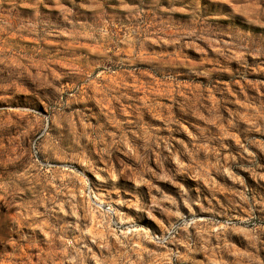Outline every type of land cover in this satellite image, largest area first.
<instances>
[{"label":"clouds","instance_id":"1","mask_svg":"<svg viewBox=\"0 0 264 264\" xmlns=\"http://www.w3.org/2000/svg\"><path fill=\"white\" fill-rule=\"evenodd\" d=\"M41 5L47 6L44 0H35L34 16L20 18L14 15L16 0H0V103L6 106L0 113L20 112L28 121L27 125L17 121L18 135L0 131V195L9 203L31 199L39 207L40 192L51 193L41 213L44 221H50V239L39 242L63 248L62 264H152L151 259L143 262L130 243L122 244L124 251L110 245L108 238L116 231L110 225L115 218L118 225L123 222L132 229L131 236L124 233L129 241L132 236L147 239L177 264H186L201 250V242L208 246L212 237L217 254L231 252L233 234L246 243L236 251V261L225 257L226 264H264V164L259 162L260 153L250 150L264 152V98L245 101L251 109L248 127L240 124L238 110L224 114L204 103L209 94H220L221 108H230L234 101L220 87L225 74L243 82L250 72L264 71V0H135L131 5L128 0H89L90 23L87 19L74 23V14L64 9L63 20L72 26L66 29L67 35L91 34L89 38L105 48L116 43L127 46L120 49L124 55L99 61L62 51L50 55L38 46L25 45L26 38L42 42L61 34L57 29L62 25L41 13ZM116 9H123L127 16L121 18ZM149 40L170 47L151 48ZM63 55L72 56L78 67L53 72L52 66ZM109 64L115 71L105 67ZM99 68L107 76L118 73L127 79L135 75L149 86L159 80L165 85L187 82L193 87L177 89L173 104L164 105L175 112L157 109L154 98L151 107L160 112L162 121L156 123L123 81L119 88L102 82L114 112L101 114L90 102L79 104L82 96L91 100L93 73ZM146 73L152 80L146 79ZM121 104L126 105L127 115L121 112ZM194 113L203 122L193 119ZM212 120L215 127L210 126ZM230 139L236 140L239 151ZM133 158L135 163H131ZM154 158L156 166L152 167ZM243 172L255 178L257 187L245 183ZM61 176L67 182L52 192L48 183ZM188 179L203 180L205 186L185 187ZM120 180H131L136 186H122ZM158 180L176 185L179 194L163 196L156 187ZM141 186H147L148 192ZM81 191L87 193L84 200L79 199ZM21 192L26 195L21 197ZM92 209L99 219L90 228L87 221ZM201 213L222 216L224 222L202 231L205 224L196 219ZM146 218L163 221L165 233L169 228L164 225L173 223L178 231L167 239L150 236L143 227H136ZM189 226L198 233H190ZM21 242L34 246L37 237L20 235L13 250L18 257L14 264H26L19 257ZM166 245L182 246V250L173 252ZM154 255L149 253V257Z\"/></svg>","mask_w":264,"mask_h":264},{"label":"rangeland","instance_id":"2","mask_svg":"<svg viewBox=\"0 0 264 264\" xmlns=\"http://www.w3.org/2000/svg\"><path fill=\"white\" fill-rule=\"evenodd\" d=\"M129 4H134L135 0H128ZM17 9L14 15L18 14L20 18H28L34 16L36 9L32 6L35 4V0H16ZM44 3L47 5L46 7L41 5L39 7V11L43 14L50 16L53 20L57 21L62 25L61 28L57 29L61 34L56 36H48L42 42H34L30 38H26L23 43L28 46H38L41 48L42 52H47L50 55L56 53L58 51H62L64 53H75L86 54L93 60H103L105 56L112 57L113 59L118 56L124 55L120 49L127 48L124 44L116 43L115 47L112 44H109L106 48L100 46L96 43L95 39H90L89 35H85L83 33L79 35L69 36L66 34V29L70 30L71 25H67L63 17L65 15L64 9H67L71 13L74 14L75 20L83 22L85 19L88 22H91V18L93 16V10L88 7L89 0H44ZM83 5V6H82ZM109 11H113V9H109ZM121 18L127 16V13L123 9H116ZM175 15L181 16L182 12H176ZM127 27V25H125ZM39 27L37 31H39ZM47 31V29H45ZM124 32H121V37L124 36ZM131 39V37H130ZM148 45L151 48H168L170 47L166 42H156L155 40H149ZM116 53V56H113V53ZM194 55H199L198 52L193 50ZM215 53H213L214 55ZM73 57L70 55H63L57 62L52 66L53 72L55 69L59 68L61 72L73 71L78 66L72 63ZM105 67L109 68L112 71L115 69L112 65H105ZM35 71V69H33ZM93 75L95 76V81L90 86L91 92V100L89 101L85 96H82L79 104L84 105L87 103H91L96 111L101 114H113L114 110L112 108V104L109 100L105 99L104 93V83L110 84L112 87L119 88L121 81H123V86L125 89H131L132 93L138 98L137 102L145 106V111H147L148 116L156 123H161V114L159 111L153 110L151 107L153 99L156 100L157 109L163 108L164 111H172L175 112V109H169L164 105L173 104L174 100L177 98V89L183 87L185 90H190L193 85L190 83L181 84H162L159 80L153 81V85L149 86L144 80H139L135 75L130 74L127 79L118 73L115 76H107L104 73L103 68L97 69ZM147 80H152V76L150 73L144 74ZM225 79L220 82V87L225 89L224 95H227L230 99L234 101L230 108H221V104L223 103L222 96L220 94H209L207 96V100L204 101L206 106L215 112H223L227 114L229 111L238 110L239 111V122L242 126L248 127L249 123L247 120V114L251 111L247 103L245 101L250 97H259L264 98V71L259 73L250 72L243 82L240 81L239 77L233 80L231 77H228L225 74ZM197 90H199V85L195 86ZM17 95H23V93L18 92ZM184 97V92L181 91L179 93V98ZM6 107L4 104L0 103V108ZM121 112L124 115H127L126 105H120ZM107 119V116H105ZM193 119H196L200 122H203V119L200 116H197L195 113L193 114ZM17 121L22 125H27V117L20 112H12V113H0V131H8L13 134V136L18 135L16 132ZM216 121L212 120L210 126L215 127ZM20 131H24V128L21 127ZM187 133H185V136ZM253 136H257L258 134L253 133ZM13 136H9L8 139H12ZM18 143L23 144V140L17 141ZM242 142V141H241ZM229 143L233 145V148L239 151V144L235 139H230ZM253 152H259L260 155L258 157L259 162L264 164V152H261L259 148H250ZM131 163H135L134 158L131 160ZM246 163V162H244ZM102 166V165H101ZM115 166V165H113ZM151 166H156L155 158L151 162ZM76 167H83L82 165H77ZM173 167H176V164L173 162ZM239 171V170H237ZM245 178V183L249 187H257V181L255 178L248 172L242 173ZM39 181V177L36 178ZM183 179V177H180ZM61 182H67L66 177L61 176L60 179L54 180L51 183H48L47 187L55 192L56 187ZM122 186L131 185L135 187V183L131 180H120L118 181ZM229 183H232L229 181ZM200 184L204 185L203 180H194L188 179L185 181V187L191 188L194 185ZM37 187H40V184L37 183ZM156 187L160 190L163 196L175 198L180 189L174 185L169 183L166 180H158L156 181ZM237 188L239 185L236 186ZM143 192L147 193V186H141ZM264 191V189H261ZM26 194L21 192L20 196L24 197ZM27 195H30L27 194ZM219 195V194H218ZM87 196V193L84 191L80 192L79 199L84 200ZM51 197V193L47 190H42L40 192V201L39 207H36L32 204L31 199H16L14 202L9 203L6 201L2 195H0V264H14L17 260V256L14 254L13 250L16 248V241L20 239V235H29L35 234L37 237V243L34 246H23V242H21V247H19V257L26 261V264H62V261L65 257V250L63 248H55V247H46L44 244L39 241H47L50 239V233L47 231V224L50 221L46 222L41 216V213L44 212V209L48 206V199ZM220 199L222 203H227L224 200L223 196L220 195ZM119 208V206H116ZM102 210L104 206H101ZM83 211V210H81ZM185 211H187L185 209ZM235 214V213H234ZM213 213H201L196 219L203 221L205 227L201 229L202 231L207 230L208 225H216L224 222V218L222 216H215L213 218ZM239 215L243 217L245 213L243 211L239 212ZM99 219V216L95 213V210H91V214L88 219V224L90 228L93 227L96 220ZM159 219V217H158ZM167 219V217H165ZM161 223H157L154 220L145 219L141 221L139 224H136V227H143L144 231L148 233L150 236H157L167 239L169 234H175L178 231V226L173 223L172 225H164V227L169 228V232L165 233L163 227H161ZM114 231L113 235L109 237L110 245H115L116 248L120 249V251H124L122 244L130 243L131 247H133L136 252L140 254L142 257V261L146 262L151 259L152 264H169V260L172 261V264H177V261L172 257L165 258L164 249L157 248L156 244L150 242L145 239L140 241L138 237L132 236L131 241L124 235L125 232L128 233V236H131L132 229L128 228L123 222L119 225L115 223V218H113V223L110 225ZM151 229V232H149ZM188 231L190 233L197 234L198 229L189 226ZM197 238H199L197 236ZM91 239V237H90ZM215 237H212L208 241V246H204L203 242H201L202 247L199 252L193 253L190 260L186 262V264H226L225 257L228 259L236 261V251L242 250L241 244L246 243L243 241V237L238 234H233L232 239L230 241V245L232 246L231 252H224L217 254L214 243ZM166 247L172 249V251H176L178 249L182 250V246H172L166 245ZM147 249V251H144ZM94 250L99 251L98 248L94 246ZM149 253H155L156 255L149 257ZM129 256L132 260L136 259V256L129 252Z\"/></svg>","mask_w":264,"mask_h":264}]
</instances>
